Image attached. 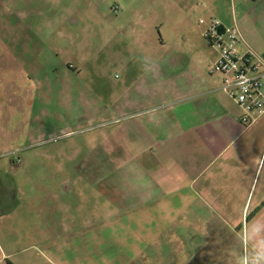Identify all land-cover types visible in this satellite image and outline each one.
<instances>
[{"label":"crops","instance_id":"1","mask_svg":"<svg viewBox=\"0 0 264 264\" xmlns=\"http://www.w3.org/2000/svg\"><path fill=\"white\" fill-rule=\"evenodd\" d=\"M35 1L26 0L30 14ZM250 1L264 6V0ZM199 6L198 0H124L119 9L110 6L116 18L119 12L125 14L118 34L124 77L111 86L114 93L102 95L108 100L102 108L109 117L105 125L113 124L114 140L125 153L118 162L126 171L118 172L117 183L111 185V204H125L128 212L142 214L149 205L160 213L172 208L173 241L186 243L187 249L211 243L210 235L219 236L213 244H225L226 236L234 237L233 232L254 218H264V114L249 125L240 121L242 109L221 88L223 77L213 68L218 50L204 39L208 8ZM27 21L31 31L32 22ZM29 38L27 34L24 39L26 48ZM251 46L264 54V42ZM239 48L245 50L243 44ZM11 55L6 70L0 66L5 96L6 87L41 71L14 51ZM63 77L71 76L58 79ZM5 122H0V264H66L68 249L67 263L82 264L84 232L92 231L84 229L82 218L71 221L68 208L55 206L54 186L40 185L35 170L20 164L26 157L10 148L20 145L24 133L13 131L8 146L4 128L11 121ZM93 226L91 222L88 228ZM136 226L117 228H143ZM164 228L155 238L170 226ZM101 239L112 242L109 236ZM138 241L133 245L144 247L146 263L145 247L158 240Z\"/></svg>","mask_w":264,"mask_h":264},{"label":"rangeland","instance_id":"2","mask_svg":"<svg viewBox=\"0 0 264 264\" xmlns=\"http://www.w3.org/2000/svg\"><path fill=\"white\" fill-rule=\"evenodd\" d=\"M50 1L53 3L46 6L47 0H36L30 14L26 0H0L1 68L6 70L7 63L13 62L14 51L41 70L25 74L16 86L6 87V96L0 86V122L11 121L4 128L8 130V146L13 131L24 133L20 145L10 150H21L26 158L20 164L35 170L40 185L54 186L55 206L62 204L63 210L68 208L71 221L82 218L86 221L84 229L99 233L100 237L93 239L92 233L84 232L82 264H221L220 258L234 237L226 236L221 245L213 244L219 236L210 235L211 243L187 249L186 243L182 247L173 241L172 208L160 213L149 205L142 214L128 212L125 204L114 207L110 202L114 199L110 198L111 185L117 183L118 172L126 171L119 169L118 162L125 153L114 140L113 124L105 125L109 117L102 108L108 100L102 95L112 93L111 86L124 77L118 60V34L125 14L119 12L116 18L110 10V6L119 9L124 0ZM198 2L202 9L208 8L209 20L216 18L234 26L242 36L241 43L258 53L251 45L253 41L264 42V6L250 0ZM26 18L32 22L31 31H27ZM258 54L264 59L263 53ZM53 66L58 67L57 72L52 71ZM57 75L71 77L58 79ZM85 171L88 177L83 176ZM103 189L108 190L99 194ZM99 219L106 224L104 228ZM91 222L94 226L90 229ZM129 223L133 228L140 224L143 228H117ZM109 224L115 229H107ZM164 226L170 228L155 238ZM104 236L112 242H103ZM140 237L158 240L145 247L146 263L141 257L144 247L133 245ZM67 252L63 262L69 264V249Z\"/></svg>","mask_w":264,"mask_h":264},{"label":"built area","instance_id":"3","mask_svg":"<svg viewBox=\"0 0 264 264\" xmlns=\"http://www.w3.org/2000/svg\"><path fill=\"white\" fill-rule=\"evenodd\" d=\"M204 37L219 53L213 68L223 77L221 88L242 109L240 121L249 125L264 114V59L246 43L240 50V32L216 18L208 23Z\"/></svg>","mask_w":264,"mask_h":264},{"label":"clouds","instance_id":"4","mask_svg":"<svg viewBox=\"0 0 264 264\" xmlns=\"http://www.w3.org/2000/svg\"><path fill=\"white\" fill-rule=\"evenodd\" d=\"M233 233L234 241L222 254L221 264H264V218H254Z\"/></svg>","mask_w":264,"mask_h":264}]
</instances>
